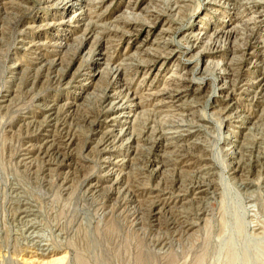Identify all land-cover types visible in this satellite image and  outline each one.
<instances>
[{
    "label": "rangeland",
    "instance_id": "rangeland-1",
    "mask_svg": "<svg viewBox=\"0 0 264 264\" xmlns=\"http://www.w3.org/2000/svg\"><path fill=\"white\" fill-rule=\"evenodd\" d=\"M262 1L0 0V264H264Z\"/></svg>",
    "mask_w": 264,
    "mask_h": 264
},
{
    "label": "bare ground",
    "instance_id": "bare-ground-1",
    "mask_svg": "<svg viewBox=\"0 0 264 264\" xmlns=\"http://www.w3.org/2000/svg\"><path fill=\"white\" fill-rule=\"evenodd\" d=\"M262 6H264V1H262ZM262 8V7H261ZM236 9V8H235ZM109 99V98H108ZM115 100V99H114ZM126 107H125V105L124 104H117L116 105V107H115V112H114V114L116 113V114H118L122 109H125ZM49 112V111H48ZM108 117V116H107ZM106 154V153H105ZM104 154V155H105ZM109 159V158H108ZM108 161V160H107ZM113 167V166H112ZM111 170V169H110ZM120 181V180H119ZM200 186H202V185H200ZM199 187V186H198ZM206 187H207V185H206ZM200 191H202V190H199V192ZM156 214V213H155ZM190 226H193V225H189L185 230H186V232L191 228Z\"/></svg>",
    "mask_w": 264,
    "mask_h": 264
}]
</instances>
